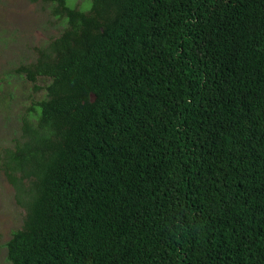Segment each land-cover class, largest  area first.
<instances>
[{
  "label": "trees",
  "instance_id": "1",
  "mask_svg": "<svg viewBox=\"0 0 264 264\" xmlns=\"http://www.w3.org/2000/svg\"><path fill=\"white\" fill-rule=\"evenodd\" d=\"M29 1L3 264H264V0Z\"/></svg>",
  "mask_w": 264,
  "mask_h": 264
},
{
  "label": "rangeland",
  "instance_id": "2",
  "mask_svg": "<svg viewBox=\"0 0 264 264\" xmlns=\"http://www.w3.org/2000/svg\"><path fill=\"white\" fill-rule=\"evenodd\" d=\"M91 0H73L72 5L86 10ZM54 19L48 6L29 0H0V146H11L13 136L19 134L16 117L34 96L32 85L13 70L28 63L37 54L35 47L43 46L57 35ZM2 148H0V152ZM13 189L0 172V245L10 238V232L21 226L20 206L13 200ZM5 251L0 248V264Z\"/></svg>",
  "mask_w": 264,
  "mask_h": 264
}]
</instances>
